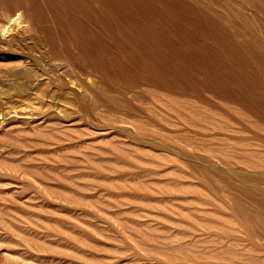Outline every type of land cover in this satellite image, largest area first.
<instances>
[{
    "label": "rangeland",
    "instance_id": "obj_1",
    "mask_svg": "<svg viewBox=\"0 0 264 264\" xmlns=\"http://www.w3.org/2000/svg\"><path fill=\"white\" fill-rule=\"evenodd\" d=\"M2 33L0 264H264V51L197 52L149 122Z\"/></svg>",
    "mask_w": 264,
    "mask_h": 264
},
{
    "label": "bare ground",
    "instance_id": "obj_2",
    "mask_svg": "<svg viewBox=\"0 0 264 264\" xmlns=\"http://www.w3.org/2000/svg\"><path fill=\"white\" fill-rule=\"evenodd\" d=\"M263 13L264 0H0V31L26 33L12 52L58 60L57 78L96 75L97 89L84 82L94 105L150 120L134 101L181 94L197 52L264 51Z\"/></svg>",
    "mask_w": 264,
    "mask_h": 264
},
{
    "label": "built area",
    "instance_id": "obj_3",
    "mask_svg": "<svg viewBox=\"0 0 264 264\" xmlns=\"http://www.w3.org/2000/svg\"><path fill=\"white\" fill-rule=\"evenodd\" d=\"M1 256V255H0Z\"/></svg>",
    "mask_w": 264,
    "mask_h": 264
}]
</instances>
